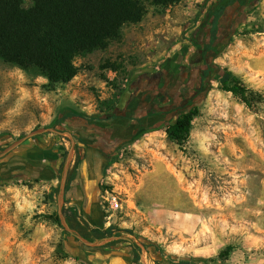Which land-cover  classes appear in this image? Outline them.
Masks as SVG:
<instances>
[{
    "label": "rangeland",
    "instance_id": "1",
    "mask_svg": "<svg viewBox=\"0 0 264 264\" xmlns=\"http://www.w3.org/2000/svg\"><path fill=\"white\" fill-rule=\"evenodd\" d=\"M217 1L144 0L141 21L74 56L78 72L67 83L49 85L36 69L0 58V152L51 128L0 158V264H264V103L250 109L211 72L192 101L200 112L189 139L180 145L167 133L192 106L164 94L162 66L189 63L209 39ZM230 33L210 42L215 63L264 93V0ZM69 152L67 182L76 177L60 197ZM115 192L121 210L106 200ZM70 216L113 235L86 245Z\"/></svg>",
    "mask_w": 264,
    "mask_h": 264
},
{
    "label": "trees",
    "instance_id": "2",
    "mask_svg": "<svg viewBox=\"0 0 264 264\" xmlns=\"http://www.w3.org/2000/svg\"><path fill=\"white\" fill-rule=\"evenodd\" d=\"M178 0H150L153 5L168 6ZM240 7L241 16L229 36L244 23L246 12L254 0H218L210 11L206 27L209 39L197 53V65L210 62V70L219 81L221 90L231 92L247 107L258 110L264 103V93L252 88L231 70L222 69L208 55L210 42L223 26L222 16L229 8ZM147 12L144 0H34L31 7H23L22 0H0V58L23 68H34L47 77L49 85L69 82L78 72L74 56L106 48L110 41L121 36L126 23L142 20ZM215 39V40H214ZM204 40V41H203ZM202 44V45H200ZM112 67V65H106ZM199 67V66H198ZM200 68V67H199ZM200 110L198 105L180 112L168 123L169 137L183 145L190 137L193 121ZM76 177L74 171L67 187ZM88 240L113 235L112 228L82 227L76 216L67 218ZM233 248L228 245L221 254Z\"/></svg>",
    "mask_w": 264,
    "mask_h": 264
},
{
    "label": "flooded vegetation",
    "instance_id": "3",
    "mask_svg": "<svg viewBox=\"0 0 264 264\" xmlns=\"http://www.w3.org/2000/svg\"><path fill=\"white\" fill-rule=\"evenodd\" d=\"M237 2V6L233 8V16L231 18V20L224 22L223 21V26L221 27V29L219 30V32L216 34V40L214 41V43L220 42L221 40H225L226 34H228V32H231L236 23L238 22L241 13H240V7L238 6V1ZM204 41V40H203ZM205 40L203 42L204 48H205V44H206ZM201 50V48H199V45L196 47V52L194 55H192L189 59V63L187 65H181L178 66V68L176 69V67L173 65L174 63H172L171 61H168V63L163 64L162 68L163 71L165 73V75H167V80H168V84L166 86V88L164 87V94H166V96L168 97H172L173 99H183L182 103H185L188 101V103L184 104V105H178V108H186L189 104H191L190 106H194V104L192 103V101H194L197 97L198 94H200L206 85V81L207 78L209 76V74L211 73L210 70V62H208L206 65L205 63H201L197 65V53ZM208 55L209 57L213 54V52L211 50H208ZM213 57V62L215 63ZM197 66L200 67L201 72L199 73V75L197 76ZM172 87H176L174 93L171 92L170 89H172ZM153 88L155 90H160V86H159V80L154 81V86ZM164 96V95H163ZM165 98V97H164ZM190 102V103H189ZM186 106V107H185Z\"/></svg>",
    "mask_w": 264,
    "mask_h": 264
},
{
    "label": "water",
    "instance_id": "4",
    "mask_svg": "<svg viewBox=\"0 0 264 264\" xmlns=\"http://www.w3.org/2000/svg\"><path fill=\"white\" fill-rule=\"evenodd\" d=\"M51 128H47V127H42V128H38V129H34L30 132H28L26 135L20 137L19 139H17L16 141H14L13 143L9 144L7 147H5L1 152H0V158H3L5 157L7 154H9L10 152H12L13 150H15L16 148H18L22 143H24L25 141H27L28 139L38 135V134H41L43 132H46L48 130H50ZM53 130V129H52ZM56 132H59L57 130H55ZM69 159H70V152H69V155H68V158H67V163H66V170H65V174H64V177L62 179V182H61V185H60V197H61V194L64 192L65 190V187H66V182H67V169H68V166H69ZM60 216L62 217V211L60 209ZM62 222L64 224V226L70 230V231H74L69 225L68 223L62 219ZM78 238L83 242L85 243L86 245H89V246H95L97 245V242L95 241H89L87 239H85L81 234H77Z\"/></svg>",
    "mask_w": 264,
    "mask_h": 264
},
{
    "label": "built area",
    "instance_id": "5",
    "mask_svg": "<svg viewBox=\"0 0 264 264\" xmlns=\"http://www.w3.org/2000/svg\"><path fill=\"white\" fill-rule=\"evenodd\" d=\"M109 207L113 210H121L124 207L123 197L119 193H109L106 197Z\"/></svg>",
    "mask_w": 264,
    "mask_h": 264
},
{
    "label": "crops",
    "instance_id": "6",
    "mask_svg": "<svg viewBox=\"0 0 264 264\" xmlns=\"http://www.w3.org/2000/svg\"><path fill=\"white\" fill-rule=\"evenodd\" d=\"M45 78H47V77H45ZM48 80V79H47ZM82 125H83V123H82ZM103 126V125H102ZM106 128H109L110 127V125H104ZM91 192V197L92 196H94V191H90Z\"/></svg>",
    "mask_w": 264,
    "mask_h": 264
}]
</instances>
